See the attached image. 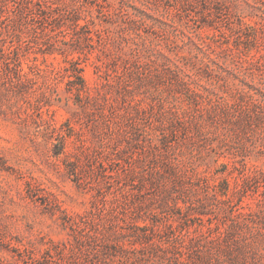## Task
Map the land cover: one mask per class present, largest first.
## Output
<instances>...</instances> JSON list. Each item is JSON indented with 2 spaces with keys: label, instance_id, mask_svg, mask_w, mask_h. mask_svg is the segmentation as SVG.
<instances>
[{
  "label": "rangeland",
  "instance_id": "rangeland-1",
  "mask_svg": "<svg viewBox=\"0 0 264 264\" xmlns=\"http://www.w3.org/2000/svg\"><path fill=\"white\" fill-rule=\"evenodd\" d=\"M0 264H264V0H0Z\"/></svg>",
  "mask_w": 264,
  "mask_h": 264
}]
</instances>
